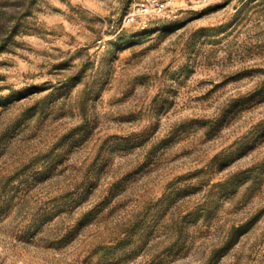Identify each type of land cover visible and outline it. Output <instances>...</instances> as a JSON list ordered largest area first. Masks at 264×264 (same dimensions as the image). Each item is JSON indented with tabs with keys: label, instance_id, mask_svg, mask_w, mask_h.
<instances>
[{
	"label": "rangeland",
	"instance_id": "374dc122",
	"mask_svg": "<svg viewBox=\"0 0 264 264\" xmlns=\"http://www.w3.org/2000/svg\"><path fill=\"white\" fill-rule=\"evenodd\" d=\"M139 1L0 0V264H264V0Z\"/></svg>",
	"mask_w": 264,
	"mask_h": 264
},
{
	"label": "built area",
	"instance_id": "2783aa9c",
	"mask_svg": "<svg viewBox=\"0 0 264 264\" xmlns=\"http://www.w3.org/2000/svg\"><path fill=\"white\" fill-rule=\"evenodd\" d=\"M168 5L167 0H140L136 4L137 14L163 11Z\"/></svg>",
	"mask_w": 264,
	"mask_h": 264
},
{
	"label": "trees",
	"instance_id": "16d2710c",
	"mask_svg": "<svg viewBox=\"0 0 264 264\" xmlns=\"http://www.w3.org/2000/svg\"><path fill=\"white\" fill-rule=\"evenodd\" d=\"M230 244V240L228 239L226 243L221 247V249L226 248Z\"/></svg>",
	"mask_w": 264,
	"mask_h": 264
},
{
	"label": "snow or ice",
	"instance_id": "6c2138e0",
	"mask_svg": "<svg viewBox=\"0 0 264 264\" xmlns=\"http://www.w3.org/2000/svg\"><path fill=\"white\" fill-rule=\"evenodd\" d=\"M221 3H223V0H221ZM227 5H225V7H226ZM222 10V9H221Z\"/></svg>",
	"mask_w": 264,
	"mask_h": 264
}]
</instances>
